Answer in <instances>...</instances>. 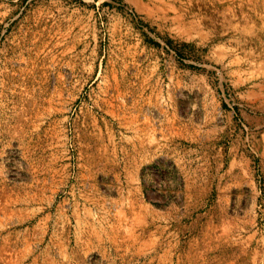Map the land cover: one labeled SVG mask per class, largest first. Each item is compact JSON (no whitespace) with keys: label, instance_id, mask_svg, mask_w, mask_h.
I'll return each instance as SVG.
<instances>
[{"label":"rangeland","instance_id":"374dc122","mask_svg":"<svg viewBox=\"0 0 264 264\" xmlns=\"http://www.w3.org/2000/svg\"><path fill=\"white\" fill-rule=\"evenodd\" d=\"M0 264H264V0H0Z\"/></svg>","mask_w":264,"mask_h":264}]
</instances>
